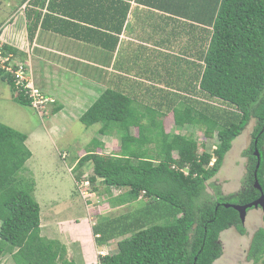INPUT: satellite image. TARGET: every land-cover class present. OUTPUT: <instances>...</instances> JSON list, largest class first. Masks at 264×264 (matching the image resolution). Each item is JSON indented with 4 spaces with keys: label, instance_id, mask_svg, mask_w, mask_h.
Masks as SVG:
<instances>
[{
    "label": "trees",
    "instance_id": "16d2710c",
    "mask_svg": "<svg viewBox=\"0 0 264 264\" xmlns=\"http://www.w3.org/2000/svg\"><path fill=\"white\" fill-rule=\"evenodd\" d=\"M40 1L31 0L26 10L30 42L38 29L45 30L48 14L31 9V5L44 7L46 0ZM207 6L199 11V23L205 24L208 15L213 30L201 58L199 85L206 99L229 108L191 100L186 106L181 102L183 107L169 108L161 117L173 113L176 127L205 128V136L218 140L212 152L200 151L193 135L167 132L162 120L156 121L155 110L140 113L135 100L114 89L102 92L80 117L85 126L100 124L101 135L115 132L121 144L117 153L104 155L97 151L104 145L94 138L73 170L90 163L89 182L100 180L107 189L124 190L116 198L119 205H129L139 195L146 203L130 214L102 218L93 227L99 244L124 238L117 242L115 253L100 255L96 264H214L223 255V231L233 227L241 235L246 233L238 212L225 205L256 201L261 196L256 180L264 193V0H208ZM125 16L108 49L116 47ZM99 45L106 48L103 42ZM4 50L25 56L7 44ZM1 79L15 92L17 104L31 106L11 76ZM59 110L56 107L54 113ZM145 118L150 123L143 124ZM252 119L256 125L244 152L248 164L243 188L224 195L213 186V195H208L207 182L218 174L232 142ZM132 128L138 130L136 135ZM27 140L28 135L0 122V258L10 252L16 264H76L64 244L41 235L35 181L21 176L32 157ZM155 142V151H150ZM256 149L260 165L255 176ZM81 176L82 172L75 176L76 181ZM248 259L250 264H264V228L254 233Z\"/></svg>",
    "mask_w": 264,
    "mask_h": 264
},
{
    "label": "crops",
    "instance_id": "0c3cea01",
    "mask_svg": "<svg viewBox=\"0 0 264 264\" xmlns=\"http://www.w3.org/2000/svg\"><path fill=\"white\" fill-rule=\"evenodd\" d=\"M30 1L0 4L6 12L0 15V38L26 56L35 85L55 99L58 113L80 111V120L102 92L114 89L135 100L140 113L155 110L158 122L164 110L205 97L199 85L201 58L213 29L208 15L205 24L199 23L198 15L208 0H46L44 7L31 5L35 12L48 14L45 30L38 29L32 42L26 18ZM124 14L118 43L108 49L114 45L112 37ZM149 99L159 101L150 103ZM142 121L150 123L148 118ZM51 229L70 232L77 242L84 239L83 256L77 257L80 264L98 263L109 244L119 241L97 243L99 235L94 234L89 219L88 223L41 219V235L68 248V242L50 235ZM67 251L76 263L73 251Z\"/></svg>",
    "mask_w": 264,
    "mask_h": 264
},
{
    "label": "rangeland",
    "instance_id": "374dc122",
    "mask_svg": "<svg viewBox=\"0 0 264 264\" xmlns=\"http://www.w3.org/2000/svg\"><path fill=\"white\" fill-rule=\"evenodd\" d=\"M5 2L6 0H1V6ZM5 13L0 10V15ZM15 57L25 64L26 56L15 55ZM43 93L46 94L44 91ZM149 101L156 103L159 100L149 99ZM55 102L43 111V115H39L31 107L17 104L14 101L12 88L0 80V122L28 135L26 144L32 152V157L27 161L21 176L35 181L34 197L40 205L43 222L83 220L88 223L89 219L94 227L102 218H118L144 206L146 203L142 195L136 196L131 204L121 206L116 198L123 195L124 190L107 189L100 180L95 183L89 182V185L84 184V181L93 175L92 164L87 163L81 170L73 169L77 161L89 150L91 141L94 138L100 140L104 146L97 151L100 154L110 155L119 151L121 139L115 132L107 136L101 135L99 133L100 124L89 127L82 124L78 119L80 111L72 115L54 113ZM198 102L222 109L229 108L216 100H208L205 97H200ZM162 122L167 132L193 135L200 144V151L212 152L218 144L216 136H205L203 127H176L173 113L163 117ZM255 125L256 121L252 119L243 133L232 142L222 168L212 180L207 182L206 193L208 195H213V186H218L224 195L234 194L243 188L248 164L244 152L250 146ZM131 132L136 135L138 130L133 128ZM149 149L155 151L156 142L150 144ZM213 161L215 159H212ZM80 172H82L80 181H76L75 176ZM262 215L260 208L247 211L244 235L233 227L221 233L223 255L214 264L251 263L248 259V251L254 233L264 228ZM49 233L64 243L68 242L67 249L73 251L76 263H82L81 260H77V257L80 253L83 256L82 245L84 243L82 242L84 239L77 242L70 232L62 233L59 229H51ZM117 239L120 241L124 238ZM116 250L117 243L113 242L104 252L113 254ZM0 264L16 263L12 254L6 252L0 258Z\"/></svg>",
    "mask_w": 264,
    "mask_h": 264
},
{
    "label": "built area",
    "instance_id": "2783aa9c",
    "mask_svg": "<svg viewBox=\"0 0 264 264\" xmlns=\"http://www.w3.org/2000/svg\"><path fill=\"white\" fill-rule=\"evenodd\" d=\"M5 43L0 38V80L1 76H11L18 91L31 101L32 109L39 115L55 101L35 85L31 69L19 62L13 53L4 50ZM89 185V181H84ZM85 194V193H83Z\"/></svg>",
    "mask_w": 264,
    "mask_h": 264
},
{
    "label": "water",
    "instance_id": "95a60500",
    "mask_svg": "<svg viewBox=\"0 0 264 264\" xmlns=\"http://www.w3.org/2000/svg\"><path fill=\"white\" fill-rule=\"evenodd\" d=\"M255 154H256V156L258 158V162H257V165H256V171H255V176H256L257 175V170H258L259 165H260V157H259V152H258L257 149L255 150ZM255 188H257L260 191V193H261V196L256 201H254V202H252L250 204H247V205H225L226 207L234 208L238 212L240 221H241V223L243 225L245 224L247 211L249 209H252V208L258 209V208H260L262 210V213H264V193L262 192V189H261V187H260V185H259L257 180L255 182Z\"/></svg>",
    "mask_w": 264,
    "mask_h": 264
},
{
    "label": "clouds",
    "instance_id": "9594fccd",
    "mask_svg": "<svg viewBox=\"0 0 264 264\" xmlns=\"http://www.w3.org/2000/svg\"><path fill=\"white\" fill-rule=\"evenodd\" d=\"M2 81V80H1ZM13 91V90H12ZM15 94V92H13V95ZM31 107V106H30ZM32 108V107H31Z\"/></svg>",
    "mask_w": 264,
    "mask_h": 264
},
{
    "label": "flooded vegetation",
    "instance_id": "af4514ba",
    "mask_svg": "<svg viewBox=\"0 0 264 264\" xmlns=\"http://www.w3.org/2000/svg\"><path fill=\"white\" fill-rule=\"evenodd\" d=\"M236 193H238V192H236ZM236 193H234V194H236ZM230 195V194H229Z\"/></svg>",
    "mask_w": 264,
    "mask_h": 264
},
{
    "label": "bare ground",
    "instance_id": "6f19581e",
    "mask_svg": "<svg viewBox=\"0 0 264 264\" xmlns=\"http://www.w3.org/2000/svg\"><path fill=\"white\" fill-rule=\"evenodd\" d=\"M129 99V98H128Z\"/></svg>",
    "mask_w": 264,
    "mask_h": 264
}]
</instances>
